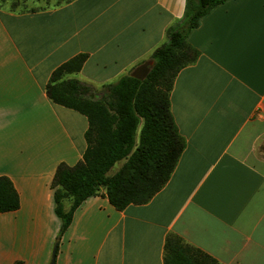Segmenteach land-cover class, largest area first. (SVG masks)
I'll return each instance as SVG.
<instances>
[{"label":"crops","instance_id":"0c3cea01","mask_svg":"<svg viewBox=\"0 0 264 264\" xmlns=\"http://www.w3.org/2000/svg\"><path fill=\"white\" fill-rule=\"evenodd\" d=\"M186 6L71 0L23 12L0 1V176L20 198L0 212V264H164L171 232L222 264H264V0H226L188 33L199 56L171 92L186 147L168 183L124 210L103 189L60 236L52 183L61 163L83 159L89 120L48 96L53 71L88 53L72 76L102 94L152 58Z\"/></svg>","mask_w":264,"mask_h":264},{"label":"trees","instance_id":"16d2710c","mask_svg":"<svg viewBox=\"0 0 264 264\" xmlns=\"http://www.w3.org/2000/svg\"><path fill=\"white\" fill-rule=\"evenodd\" d=\"M225 1L187 0L183 19L168 30L167 42L154 50V63L146 78L128 75L106 85L112 101L89 97L91 86L72 76L81 71L88 53L77 54L53 71L48 96L89 120L83 159L74 166L61 163L52 183L56 211L63 222L60 236L70 225L76 208L103 189L110 202L124 210L130 204L148 203L168 183L186 147L172 112L171 92L178 73L199 56L187 41L188 33L214 6ZM9 8L17 10L16 5ZM67 200L72 201L68 210ZM19 206L12 180L0 176V212ZM164 264L222 263L171 232L165 242Z\"/></svg>","mask_w":264,"mask_h":264},{"label":"rangeland","instance_id":"374dc122","mask_svg":"<svg viewBox=\"0 0 264 264\" xmlns=\"http://www.w3.org/2000/svg\"><path fill=\"white\" fill-rule=\"evenodd\" d=\"M0 1H2V4L8 7H15L16 5L15 9L26 12V11H33V10H38V9L54 8L63 3H66L67 0H0ZM97 87L100 88L99 86ZM101 93L102 94H98L97 89L91 88V91H89L88 96L94 99H101L104 97L112 101V98L106 91L105 87L102 89ZM121 164H122V161L118 162L112 169L111 173L116 171L121 166Z\"/></svg>","mask_w":264,"mask_h":264},{"label":"water","instance_id":"95a60500","mask_svg":"<svg viewBox=\"0 0 264 264\" xmlns=\"http://www.w3.org/2000/svg\"><path fill=\"white\" fill-rule=\"evenodd\" d=\"M153 60H147L141 65H139L131 74V76L138 78V79H144L150 72L151 66L153 65ZM54 263V259L52 260L51 264Z\"/></svg>","mask_w":264,"mask_h":264}]
</instances>
